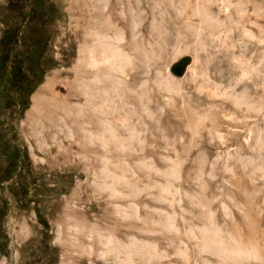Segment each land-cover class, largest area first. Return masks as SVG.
<instances>
[{"label":"rangeland","instance_id":"374dc122","mask_svg":"<svg viewBox=\"0 0 264 264\" xmlns=\"http://www.w3.org/2000/svg\"><path fill=\"white\" fill-rule=\"evenodd\" d=\"M53 1L65 16L48 48L62 66L16 125L53 190L40 203L49 229L32 211L7 216L0 264H264V0ZM87 19L119 45L99 75L83 59ZM94 77L119 156L77 126L94 130L78 84Z\"/></svg>","mask_w":264,"mask_h":264},{"label":"trees","instance_id":"16d2710c","mask_svg":"<svg viewBox=\"0 0 264 264\" xmlns=\"http://www.w3.org/2000/svg\"><path fill=\"white\" fill-rule=\"evenodd\" d=\"M64 16L53 0H5L0 5V256L9 253L7 216L32 211L42 230L49 229L40 203L53 190L32 167L16 125L45 74L62 66L48 47L51 27Z\"/></svg>","mask_w":264,"mask_h":264},{"label":"bare ground","instance_id":"6f19581e","mask_svg":"<svg viewBox=\"0 0 264 264\" xmlns=\"http://www.w3.org/2000/svg\"><path fill=\"white\" fill-rule=\"evenodd\" d=\"M88 1L90 2V5H91L92 8H95L97 10V12H100L101 4L104 2V0H88ZM87 21L89 23L93 22V24H96L97 23V25H95L96 26L95 29H97V31H93V34H92L93 35V38L95 39V43L92 44V45H90V46H86L84 48V51H83L84 58L83 59H85V62L87 64V66L86 65L85 66L88 67L90 70H93L96 75H99V74H101L103 72V67L104 66L107 67V64L106 63L109 64L110 62H112V64H113L114 63L113 60L119 63V56H121L120 55V51H119V45L117 44V42H111V40L106 39V37L103 35V33L106 30H103L102 35H101V33H99V29L101 28L100 27L101 26V23H100V26H99L98 25L99 24L98 21H92V19H87ZM105 25H106V23H105ZM107 26H109V25H107ZM113 29H110V30H113ZM100 31H101V29H100ZM117 32H114L116 34L115 37H114V39H118L117 37H118V33L119 32L118 33ZM94 60L97 62L96 65L90 64ZM87 62H89V64ZM104 78H106V77L104 76ZM78 84H79V90H81V93H83L84 96L86 97L85 98V100H86L85 101L86 107H84V108L87 109V113L86 114L88 115L87 118L90 121L89 122L90 123L89 125L92 126V128L94 130H92L90 132L87 131V128L88 127H86L87 126L86 125L87 124L86 122H81L82 123L81 125H77L78 128L81 130L82 133H84L91 140L99 141V143H105L107 141V139L105 141L103 139V136L108 135L109 136V141L112 143V146L111 147L109 146V147L105 148V146H107V145L102 144L103 147L105 148V153H106V151L109 152V153L114 152L118 156L120 154H123L125 152V150L123 149V141L121 139H118V138H113L112 135H111V130L106 129V127H105L106 125H105L104 121H102V117L105 116V115H107V114H109V113L107 111L105 112L104 110H101V108L99 107V103H101L102 102V99L104 98L103 97L104 96V93H103L102 89L100 90V88H99L100 80H98L97 77H94L91 81L90 80L89 81H86V80L83 81L82 80V81H79ZM116 84H117V92H118L119 84H118L117 81H116ZM112 91L114 92V88H112ZM121 95H123V93ZM116 97H118V96L116 95ZM72 108L74 109V113H72V111L70 112V115L68 116V118H70L69 121H71L74 124L77 123L76 120H78V118H81L80 121H83V115H82L83 113L82 112L84 111V109H82V106H74ZM55 122L56 121H52L51 120L50 123H49V125L51 126V128L53 129V131L57 127V126H55L56 125ZM74 126H76V125H74ZM79 129H78V131H79ZM43 130L44 129L42 128L41 129L42 135L45 133ZM81 132L79 131V133H81ZM45 134H50V131H49V133H45ZM109 148L110 149L112 148V149L110 150ZM121 149H123V150H121ZM245 243L247 245H249L248 247H250V248L254 247V244H255L254 241L252 240V238H249V237H246ZM240 249H241V247H236V248H233L232 251H237V250L238 251H241Z\"/></svg>","mask_w":264,"mask_h":264},{"label":"water","instance_id":"95a60500","mask_svg":"<svg viewBox=\"0 0 264 264\" xmlns=\"http://www.w3.org/2000/svg\"><path fill=\"white\" fill-rule=\"evenodd\" d=\"M189 62H190V59L182 58L181 60H179L178 62L174 63L169 68V72L175 77H180L185 72V69L187 68Z\"/></svg>","mask_w":264,"mask_h":264}]
</instances>
